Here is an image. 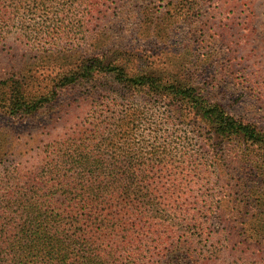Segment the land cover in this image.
<instances>
[{
    "label": "trees",
    "instance_id": "1",
    "mask_svg": "<svg viewBox=\"0 0 264 264\" xmlns=\"http://www.w3.org/2000/svg\"><path fill=\"white\" fill-rule=\"evenodd\" d=\"M163 1L125 38L154 39L143 61L90 39L96 15L126 18L118 0H0L1 41L15 29L37 50L78 57L35 94L0 81L13 120L0 128V264H237L240 250L264 264V121L233 113L244 95L227 104L224 75L197 66L231 52V35L210 26L204 0ZM200 178L197 208L186 200Z\"/></svg>",
    "mask_w": 264,
    "mask_h": 264
},
{
    "label": "rangeland",
    "instance_id": "2",
    "mask_svg": "<svg viewBox=\"0 0 264 264\" xmlns=\"http://www.w3.org/2000/svg\"><path fill=\"white\" fill-rule=\"evenodd\" d=\"M203 3L204 10L208 11L211 18L210 26H213L217 32L228 31L227 35H231L232 50L228 54L223 53L221 58L212 62L210 66L203 62L207 58H201L202 62H198L197 66L200 64L201 67H207L205 76L215 73L224 75L225 81L221 93L226 95L227 104H231L235 97L244 95L240 103L233 107L229 106L233 113L249 112L251 116L264 121V0H204ZM118 4V7L123 6L122 10L126 6L129 8L125 14L129 19L128 22L122 16L123 20L119 17V23L116 22V19L109 18L108 20H112L109 25H103L96 15L87 27L90 39L99 40V44H101L99 47L105 50L117 47V45L136 49L135 51H138L140 57L143 56V61H145L148 55L155 54L156 47L152 44L154 39L144 40V36H141L138 41L135 38H128L129 40L126 39V41V35L141 34L146 28L147 17H149V21L152 20L151 15L158 17L166 3L163 0H118ZM34 17L38 20L41 19L38 16ZM133 20L138 21L141 25L139 31L129 26L128 23ZM111 27L113 29H110ZM120 29L123 33L122 38L116 34ZM12 30L13 32L8 34L5 40H0V81L19 79L25 86L26 93L31 95L44 90L45 86L51 82L48 80L51 74V77H54L60 70L72 68L78 62V57L71 53H53L54 51L49 49L37 50L33 44H29V39L26 36L15 29ZM189 44L190 42H185V45ZM169 46L170 54L175 62L179 63L185 48L184 44H176L174 37ZM230 56L235 58L234 74L228 72ZM83 113H78V115H84ZM12 121L11 118L3 115V107L0 104V128L11 124ZM34 124L40 130L46 127L48 122L44 116H41ZM25 130L26 127L20 129V131ZM192 143L194 146L190 148L193 152L197 149L200 152L203 151L197 138H193ZM201 180V178L198 179L199 183L196 186L193 185V194L190 199L186 200L187 203L195 201L197 208L204 207L205 204L199 197L202 190H206L205 182ZM247 222L250 225L253 224V218L250 217ZM249 236L250 231L248 230L246 237ZM244 238V236L241 237L242 240ZM250 253L249 250H240L232 253V256L236 257L237 264H252V261L249 260ZM224 262L223 260L222 264ZM226 263L228 262L224 264Z\"/></svg>",
    "mask_w": 264,
    "mask_h": 264
}]
</instances>
